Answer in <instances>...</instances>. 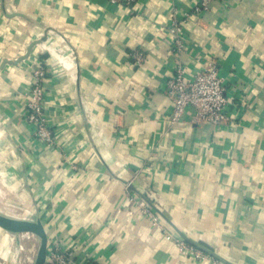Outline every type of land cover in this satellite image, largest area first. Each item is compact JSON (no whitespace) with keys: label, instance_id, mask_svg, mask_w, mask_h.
I'll return each instance as SVG.
<instances>
[{"label":"crops","instance_id":"crops-1","mask_svg":"<svg viewBox=\"0 0 264 264\" xmlns=\"http://www.w3.org/2000/svg\"><path fill=\"white\" fill-rule=\"evenodd\" d=\"M197 1L0 0V177L75 264H264V0L211 2L173 56L164 28ZM211 59L243 98L234 124L187 113L169 125L161 87L174 65L192 76ZM38 65L50 145L24 120ZM128 192L157 209L159 226ZM182 237L224 262L192 259Z\"/></svg>","mask_w":264,"mask_h":264},{"label":"built area","instance_id":"built-area-1","mask_svg":"<svg viewBox=\"0 0 264 264\" xmlns=\"http://www.w3.org/2000/svg\"><path fill=\"white\" fill-rule=\"evenodd\" d=\"M106 1L113 6L131 8L138 0ZM213 1L224 2L226 0H198L193 8V14L188 12L173 14L169 24L164 28L170 41V52L173 56L185 51L184 24L188 22L191 15H196L199 18L203 16ZM131 57L134 63L139 65L146 58V54L143 51H136ZM32 74L35 82L24 93L26 109L24 120L34 141L39 144L50 145L53 143L52 129L47 122L43 105L45 71L38 65ZM161 90L172 105L166 120L169 125L179 123L189 113L188 119L194 124H206L215 127L231 126L235 119L231 114L236 105L243 101L242 96L229 94L214 59L205 62L201 71L192 76H188L183 64L177 62L173 67L172 74L163 83ZM127 189H130V184H127ZM127 199L128 204L133 208H139L143 215L150 218L155 227L159 226V214L156 208L145 203L133 192H128ZM167 237L170 238L169 235ZM175 243L181 251L187 252L194 260H204L205 258L214 260L213 257L188 244L182 238H175ZM73 250V247H65L60 241L50 240L47 245L45 264H75L73 262Z\"/></svg>","mask_w":264,"mask_h":264},{"label":"rangeland","instance_id":"rangeland-1","mask_svg":"<svg viewBox=\"0 0 264 264\" xmlns=\"http://www.w3.org/2000/svg\"><path fill=\"white\" fill-rule=\"evenodd\" d=\"M1 192L10 193L14 198L12 202L18 206L28 219H34V204L32 205L26 197L19 192H13L8 186L7 181L0 177ZM21 220L20 218H13ZM36 236L30 232H22L20 234L7 233L0 228V264H33V259L37 253L38 240L35 242Z\"/></svg>","mask_w":264,"mask_h":264},{"label":"water","instance_id":"water-1","mask_svg":"<svg viewBox=\"0 0 264 264\" xmlns=\"http://www.w3.org/2000/svg\"><path fill=\"white\" fill-rule=\"evenodd\" d=\"M35 43L36 42H33L32 44H30L26 53L22 57L18 58L15 61V63L27 58L29 55V52L31 50V47ZM0 228L3 229L4 231H6L7 233H11V234H20L22 232H30V233L34 234L35 236H37L38 248H37V253L33 259V264H45L48 238H47L46 231H45L41 221L38 218H34L33 220L32 219L16 220V219L8 218V217L0 214ZM183 239L188 244L197 247L199 250L210 255L214 259H219V260L223 261L215 253L208 250L207 248H205L201 245H198L196 243L190 242V241L186 240L185 237Z\"/></svg>","mask_w":264,"mask_h":264},{"label":"bare ground","instance_id":"bare-ground-1","mask_svg":"<svg viewBox=\"0 0 264 264\" xmlns=\"http://www.w3.org/2000/svg\"><path fill=\"white\" fill-rule=\"evenodd\" d=\"M12 198L14 197L10 193H2L0 191V214L12 219L20 218L21 220H27L28 218L25 216V213L12 202ZM37 240L38 238L36 236L35 242Z\"/></svg>","mask_w":264,"mask_h":264}]
</instances>
